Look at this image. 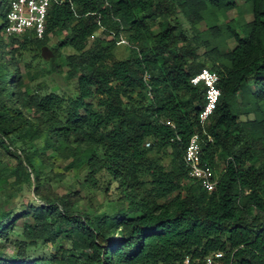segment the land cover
<instances>
[{"label": "trees", "instance_id": "16d2710c", "mask_svg": "<svg viewBox=\"0 0 264 264\" xmlns=\"http://www.w3.org/2000/svg\"><path fill=\"white\" fill-rule=\"evenodd\" d=\"M58 1L38 39L6 34L9 0H0V147L26 163L25 181L37 192L47 178L33 156L18 154L14 136L66 154L68 171L83 175L75 185L85 190H99L106 173L118 199L89 216L72 211L67 199L75 191L43 197L23 227L19 253L0 251V264H264V0H243L252 5L250 21L236 0ZM100 25L127 32V58L115 59L114 40L90 41ZM47 47L50 72L68 89L37 86L30 94L18 57ZM203 68L219 75L221 90L201 137L212 191L190 177L184 161L201 134L205 87L191 78ZM16 222V212L0 214V237ZM38 242L54 249L50 258L27 255Z\"/></svg>", "mask_w": 264, "mask_h": 264}, {"label": "rangeland", "instance_id": "374dc122", "mask_svg": "<svg viewBox=\"0 0 264 264\" xmlns=\"http://www.w3.org/2000/svg\"><path fill=\"white\" fill-rule=\"evenodd\" d=\"M236 1L243 10L245 19L247 21L252 20V5L247 4L243 0ZM227 15L230 20L237 16V12L232 11ZM179 19L183 26L189 30L190 24L181 15H179ZM225 22L226 18L221 17L220 23L225 24ZM210 24L209 22L207 24L201 23L198 27L199 31L203 32ZM190 33L192 36L194 35L192 31ZM22 37L20 36L18 38ZM97 38L114 40L116 45L114 55L117 60L127 58L130 53L131 44L126 31H123L118 36L103 25H100L99 30L90 38V41L93 42ZM230 45L232 47L234 46L232 43ZM203 52L204 50H201L200 53L203 54ZM63 53L72 54L73 50L65 48ZM36 54L39 56L38 59H35ZM51 56V50L47 47L42 52L27 51L20 58L18 57L24 84L30 94L35 92L37 86H41V89L47 86L50 89L55 88L59 91L68 89L62 76L50 72L48 60ZM200 60L203 62V56ZM242 119L253 120L254 115H244ZM13 143L19 155L22 152H27L30 156H33L31 157L32 163L37 171L41 172L42 177L47 178V180L42 179L44 185L37 192L35 184L30 187L25 181L27 178L26 170L31 173L29 168H25L26 163H20L16 158L9 155L5 147H0V214L10 211L16 212L17 216L16 227L9 237H0V251L5 256L15 257L19 253L20 248L18 243L22 241V235L24 233L23 227L26 223L32 222L35 210L40 205H43V197L49 198L50 200H58L75 191L77 193L67 199L72 206V211L84 213L89 216H94L100 210H104L107 202L117 201L116 184L113 183L112 179L106 173L98 176L99 190H85L80 185H75L76 183H83V175L77 176V172L73 170L68 171L67 168L72 160L66 157V154L58 155L52 150H45L44 141L41 139L34 141L28 139L24 142L22 139L14 136ZM168 161V159H163L162 163L167 164ZM41 164H46L47 166L43 168ZM223 167L224 163L220 161L219 169L221 170ZM31 178H34V175L31 174ZM107 188L110 189L106 191ZM52 252H54V249L49 248L43 242H38L36 247L27 248L26 250L27 255L33 259L50 258Z\"/></svg>", "mask_w": 264, "mask_h": 264}, {"label": "built area", "instance_id": "2783aa9c", "mask_svg": "<svg viewBox=\"0 0 264 264\" xmlns=\"http://www.w3.org/2000/svg\"><path fill=\"white\" fill-rule=\"evenodd\" d=\"M52 2L59 1L9 0L6 34L20 37L30 32L38 39H43L46 32L47 16ZM219 81V75L208 68H203L191 78L192 85H203L205 87V105L199 116L201 134L195 133L192 137L185 151L184 161L190 177L200 180L202 187L208 191L214 189L215 182L212 181L211 174L201 166V137L203 134L207 135L206 128L221 97ZM216 257L221 258L222 254H216ZM207 263L211 264L212 258L207 259Z\"/></svg>", "mask_w": 264, "mask_h": 264}]
</instances>
